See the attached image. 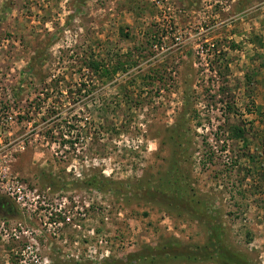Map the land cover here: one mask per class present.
Instances as JSON below:
<instances>
[{"label": "rangeland", "instance_id": "obj_1", "mask_svg": "<svg viewBox=\"0 0 264 264\" xmlns=\"http://www.w3.org/2000/svg\"><path fill=\"white\" fill-rule=\"evenodd\" d=\"M2 109L0 264H264V0H0Z\"/></svg>", "mask_w": 264, "mask_h": 264}, {"label": "built area", "instance_id": "obj_2", "mask_svg": "<svg viewBox=\"0 0 264 264\" xmlns=\"http://www.w3.org/2000/svg\"><path fill=\"white\" fill-rule=\"evenodd\" d=\"M0 113H3L0 114V194H4L22 208L28 205L26 199L30 194L29 188L11 172L10 163L14 160L15 153L24 149L25 141L20 136L10 138L12 133L7 128L14 125L16 120L6 114V109H2Z\"/></svg>", "mask_w": 264, "mask_h": 264}, {"label": "trees", "instance_id": "obj_3", "mask_svg": "<svg viewBox=\"0 0 264 264\" xmlns=\"http://www.w3.org/2000/svg\"><path fill=\"white\" fill-rule=\"evenodd\" d=\"M169 177L166 178V186H165L166 191L170 190L173 187V186H171V184L172 183L175 184V181L177 180L176 175L174 177H172V179L169 178ZM86 183H87L88 186L94 187V188L99 189V190H106V189L109 190V189H111L110 187L113 184L116 185L117 182L114 181V180L108 179V178H106L104 176H102L101 178H98L96 176H92L91 178H88L86 180ZM183 191H184V189H181V193L182 194L179 195L180 201H181V199L183 201L184 200L185 201H190L192 203L191 211L199 212L200 211V205H199V201L197 200V198H193L192 196L191 197H186L189 193H185ZM177 199H179L178 196H177ZM199 217H200V215H199Z\"/></svg>", "mask_w": 264, "mask_h": 264}]
</instances>
